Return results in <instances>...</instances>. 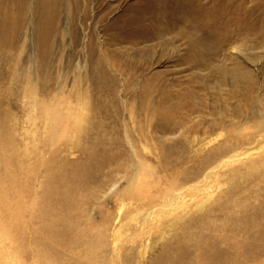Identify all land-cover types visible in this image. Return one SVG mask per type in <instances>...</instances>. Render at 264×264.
<instances>
[{
	"label": "rangeland",
	"instance_id": "1",
	"mask_svg": "<svg viewBox=\"0 0 264 264\" xmlns=\"http://www.w3.org/2000/svg\"><path fill=\"white\" fill-rule=\"evenodd\" d=\"M138 1L102 0L97 3L95 0H63L60 18L50 40L52 41L51 51L44 61L40 62L36 51L31 49L32 45H35L32 38L29 47L19 60L16 72L12 70L11 65L0 64V155H2L0 156V188L6 191L8 197H5L6 204L13 207L16 203V208L19 207V197L15 196V203L13 201L15 179L27 182L28 178H33L32 182L36 183V178H42L44 186L38 192H43L47 182L46 188H50V198L53 199L51 211L69 226L70 229L67 231L69 234L74 232L75 225L83 229L88 226L87 218L93 209L88 204L80 209L79 204L81 200H84V191L79 190L77 185L80 177H89L92 172H96L93 165H86L83 151L93 147H99V149L108 147L96 132L95 125L98 122L106 123L110 128H118L117 133L106 135L118 142L111 151L119 154L121 168L125 173L117 178H129L138 165L136 162H129L130 150L124 141L123 132L119 130L121 124L114 119L118 113H121L124 101H128L129 105L137 106L145 100L146 90L154 92V99L158 104L162 103L164 91L171 94L166 105L176 104L182 100L179 97L186 98L187 94L193 93L202 97L206 94L211 102L217 101L215 86L217 79L209 76L207 68H195L185 62L188 53L185 51L183 40H170L171 43L169 40L158 41L163 44L157 45L131 41L119 42L108 37L109 33L115 35L116 31L105 32L104 29L117 20L129 5L136 4ZM247 1L249 7H258L253 18L255 25L253 32L256 34L238 37L236 42L240 45L245 44L241 59L238 60L232 56V49L229 46L216 58V61H219L218 63L223 61L227 67L230 65L229 68L240 63L243 68L253 72V95L257 102L256 109L261 116L264 115V39L257 35V32L261 31L259 24L264 19V0ZM109 10L111 12L107 14ZM105 14L107 16L103 20L100 19ZM244 56L253 64L247 65L244 62ZM26 59L28 64L22 67ZM188 62L191 63V60L189 59ZM126 72H130L133 76L127 78ZM144 78L151 81L147 87L144 84L146 80ZM104 86L112 87L116 90L115 93L104 89ZM223 89L228 97L227 87ZM24 93L28 95L27 98L23 96ZM31 95L35 97L34 100L30 97ZM98 104L104 107L105 112L102 110L103 113L100 112L99 117H95L94 113L97 112ZM106 114H111L113 117L108 118ZM194 118L190 116L188 119L197 121ZM36 119L39 120L36 122ZM257 121L253 118L249 123L254 128L244 132L240 137L251 135L256 131L255 140L259 139L258 130L261 126L255 125ZM207 122H209L208 119H203L202 123L197 122L198 126L188 132L175 133V131L167 130V134L156 130L151 131L147 122L145 124L146 139H140L138 132L132 133V139L137 143L138 157L143 161L145 174L143 172L137 185V193L133 196L127 192V179L118 180L119 190L125 202L122 208L118 198L109 196L104 198L101 208L93 211L95 223L104 224L101 231L106 235L107 240L106 246L101 248V255H106L112 244H121L124 251L117 260L119 264H152L153 257L159 253L160 248L174 241L177 235L185 239L189 232H201L200 224L197 229L191 230L186 226L193 220L192 218L200 216L209 209L218 198L230 196L228 193L232 185L228 179L237 178L235 181L239 187H243L244 192L239 194L238 198L240 204L245 205L246 199L253 203L250 209L249 206L244 207L245 212L255 209L264 202V160L261 162L264 153H261L227 167L223 173L217 175L215 181L208 183L214 185L212 193V196L215 193L214 197L208 198L207 191H200L198 194L187 195L188 204L177 209L176 212H159L156 219H159L158 224H162L161 227L151 223L144 228L135 221L133 213L136 212L138 204L134 195L137 196L140 191H144L143 189H147L154 182L157 183L156 189H162L169 178H176L183 170L194 168L198 160L208 155L220 143H231L234 134L228 130L206 132L203 124ZM254 146L256 144L246 145L237 152L248 151ZM41 151L45 152L43 158L46 159L43 167L37 164ZM252 161L258 162V168L251 165ZM23 162L36 172L33 171L32 174V169L29 171L24 169L25 173L21 166ZM245 165L243 174L237 176L231 174L233 170L242 169ZM248 170V174L253 176L261 173L259 180L246 181L245 178H251L246 176ZM225 177L227 181L218 185V182H222V178ZM98 178L103 191L116 182L114 181L116 178L108 169L100 171ZM59 182L60 184H57ZM148 194L147 190L145 195ZM189 196L195 197L196 200H190ZM21 198H26V194ZM69 200L76 201L78 205L72 207L71 204L70 207L67 202ZM184 207H186L185 210H183ZM82 210L89 213L82 214ZM222 215L214 218L216 223L225 222ZM243 215L244 212L241 216ZM179 216L182 219L178 218V225H174L175 219ZM10 222L0 216V232L4 236L5 233L12 236L11 242L17 249L16 263L22 262L23 257L27 256V260L31 256L33 232L28 227L19 229L17 225L11 226ZM38 227H32L33 231ZM53 227L58 231L62 230L58 223H54ZM112 229L118 230L115 236ZM87 233L90 235L100 232L93 229L92 232L88 230ZM234 235L238 242L247 244L243 247V251L255 252L248 258L241 257L236 264H264V219L248 230L244 227H236ZM0 239L3 240V238ZM199 240V236L197 238L195 235L191 241L188 240L190 242L188 246L198 244ZM10 263H12L10 258H0V264Z\"/></svg>",
	"mask_w": 264,
	"mask_h": 264
},
{
	"label": "bare ground",
	"instance_id": "2",
	"mask_svg": "<svg viewBox=\"0 0 264 264\" xmlns=\"http://www.w3.org/2000/svg\"><path fill=\"white\" fill-rule=\"evenodd\" d=\"M95 1L100 3L102 0ZM62 3L63 0H0V64L11 65L12 70L16 72L19 60L29 47L32 38L35 45L33 44L34 46L32 45L31 49L36 51L40 62H43L51 51L52 41L50 40L60 18ZM257 8L256 6L249 7L247 0H139L136 4L129 5L117 20L105 28V32L116 31L115 35L109 33L108 37L119 40V42L131 41L141 44L161 45L163 43L158 41L183 40L185 51L188 53L185 62L195 68H207L209 76L217 79L215 84L217 101L211 102L206 94L202 97L193 93L187 94L186 98L179 97L182 100L176 104L166 105L171 94L164 91L162 93V103L158 104L154 99V92L147 90L144 93L145 100L137 106L129 105L128 101H124L121 113H118L114 119L121 124L119 130L123 132L124 141L130 150L131 159L129 162H136L138 165L129 178H117L125 173L121 168L119 154L111 151L117 146L118 142L106 135L117 133L118 128H110L106 123L98 122L95 125L96 132L102 139L101 141L106 142L108 147L100 149L99 147H93L84 150L85 152L83 151L86 165H93L96 169V172H92L89 177L85 176L78 179L77 188L84 191V200H81L79 204L80 209L85 204L93 207L90 213L85 210L81 211L82 214L89 213L88 226L84 229L75 225L74 232L67 233L70 229L69 226L51 211L53 199L50 198V188H46V186L48 187L47 182L43 192H38L44 186L42 178H36V183L32 182L33 178H28L27 182L15 179L13 201L15 196L19 197L18 208H16L15 201L13 207L6 204L5 199L8 198L6 191L0 188L2 192V194L0 192V216L11 221L9 223L11 226L17 225L19 229L28 227L33 232L31 256L27 260V256L23 257L22 262L17 263V249L15 248L16 245L11 242L12 236L6 233L4 236L0 232V238H3V240L0 239V258H10L12 261L10 264H70V261H73V264H119L117 260L124 251L121 244H112L107 254L101 255V248L106 246L107 240L106 235L101 231L104 224L95 223L93 211L96 208H101L104 198L109 196L118 198L122 208L125 202L119 190L118 180L127 179V192L132 196L137 193V185L145 169L143 161L138 157L137 143L132 139V133L138 132L141 136L140 139H146L145 124L147 122L151 131L156 130L167 134V130L175 131V133L188 132L198 126L197 122L202 123L203 119H208L209 122L203 124L206 132L228 130L231 134H234V138L231 143H220L208 155L198 160L194 168L183 170L176 178H169L162 189H156L157 183L154 182L147 189H143L144 191H140L137 196L134 195L138 204H136V212L133 213L135 221L144 228L151 223L161 227L162 224H158L159 219H156V215L164 211L176 212L177 209L188 204L189 201L186 200V196L189 194L207 191L208 198H211L214 185L208 183L215 181L219 173H223L227 167L241 160H248L255 155L264 153V115L259 116L256 109L257 102L253 95V72L243 68L240 63L229 68L230 65L227 67L223 61V63L216 61V58L229 46L232 49V56L238 60L241 59L242 48L245 44L240 45L236 41L241 35L249 36L255 33L253 32L255 31L253 29L255 27L253 18L258 11ZM110 12L111 10L107 14ZM107 14L100 19L103 20ZM260 22L261 31H258L257 35L264 39V19ZM189 59L191 63L188 62ZM27 60L24 61L22 67L27 66ZM244 62L247 65L253 64L249 58H245ZM216 63L218 64L215 65ZM126 74L127 78L133 76L130 72H126ZM144 84L147 87L151 84V81L146 79ZM224 87L228 89V97L223 92ZM105 88L113 93L116 91L109 86H104ZM23 96L27 98L28 95L24 93ZM30 97L32 100L35 99L32 95ZM32 107L34 108V106ZM96 108L97 112L94 114L95 117H99V114L103 113L104 107L98 104ZM107 116L108 118L113 117L111 114H106ZM190 116H194L197 121H189ZM253 118L258 120L255 125L261 126L258 130L260 138L255 140L256 131L252 132L251 135L240 137L244 132L254 128L249 123ZM37 120L39 119H36V122ZM254 144L256 146L248 151L237 152L246 145L253 146ZM43 153L45 152L41 151L39 155L37 163L39 167H43L45 164L46 159L43 158ZM263 160L264 157L261 162ZM176 162L179 163V161ZM25 163L21 164L24 172V169L27 171L32 169L26 166ZM257 163L252 161L251 165L258 168ZM103 169L110 170V174L116 178L114 180L116 182L105 191H103L100 178H98L99 172ZM244 169H246V165L242 169L233 170L231 174L236 176L243 174ZM33 171L35 170L32 169V174ZM248 173L249 170L246 176L251 178L245 179L252 182L259 180L258 177L261 175L259 173L260 175L253 176ZM222 179V182L217 180L219 181L218 185L227 181V177ZM235 179L237 178H232V181L228 179L232 185L228 193L229 197L222 196L218 198L209 209L205 210L200 216L192 218L193 220H190L191 222L186 226L187 229L190 228L191 230L193 228L197 229L200 224L201 232H189L185 239H181L179 235L176 236L175 240L173 237L174 241L166 243L160 248L159 253L153 257L152 264H236L241 257L248 258L255 254V252L243 251V247L247 244L238 242L235 239L234 231L236 227L251 229L257 225L258 221L264 219V202L255 209L245 212L244 207L249 206L250 209L253 203L246 199L245 203L247 205L240 204L239 194L244 191ZM68 182L69 180L67 185ZM57 184H60V182ZM147 190L149 194L145 195ZM24 193L26 198H21L25 195ZM190 198V200H196L195 197ZM67 202L70 207L71 204L72 207L78 205L73 200ZM185 209L186 207L183 208V210ZM243 212L244 215L241 216ZM221 214H223L225 222L218 224L214 218L221 216ZM201 216L203 218H200ZM178 218L182 219L181 216L177 217L174 225H178ZM54 223H58L62 230H56L53 227ZM34 226L39 227L33 231L32 227ZM93 229L99 230L100 233L89 235L88 230L92 232ZM117 232L118 230L112 229L114 236ZM195 235L200 238L198 244L191 246L189 244L188 246L189 241Z\"/></svg>",
	"mask_w": 264,
	"mask_h": 264
}]
</instances>
